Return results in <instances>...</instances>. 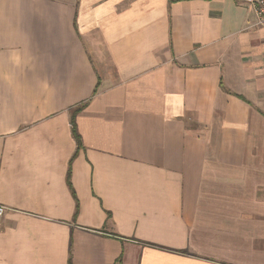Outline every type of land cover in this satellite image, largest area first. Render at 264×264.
<instances>
[{"label": "crops", "instance_id": "obj_1", "mask_svg": "<svg viewBox=\"0 0 264 264\" xmlns=\"http://www.w3.org/2000/svg\"><path fill=\"white\" fill-rule=\"evenodd\" d=\"M255 21L238 0H0V264H264Z\"/></svg>", "mask_w": 264, "mask_h": 264}, {"label": "built area", "instance_id": "obj_2", "mask_svg": "<svg viewBox=\"0 0 264 264\" xmlns=\"http://www.w3.org/2000/svg\"><path fill=\"white\" fill-rule=\"evenodd\" d=\"M250 8L255 15L254 26L258 29H264V0H238ZM7 208L0 204V228Z\"/></svg>", "mask_w": 264, "mask_h": 264}, {"label": "trees", "instance_id": "obj_3", "mask_svg": "<svg viewBox=\"0 0 264 264\" xmlns=\"http://www.w3.org/2000/svg\"><path fill=\"white\" fill-rule=\"evenodd\" d=\"M80 110H81L80 108L74 110L73 111V115H72V119H71L72 134H73L74 139L76 140L78 151L82 148L81 137H80V134L78 132L77 125H76V115L80 112ZM72 161L70 163V168H69L68 175H67V182H68V185H69V187L71 189H72V186H71V181L70 180H71V174H72V172H71V164H72ZM77 212H78V209H77ZM69 264H71V259L69 260Z\"/></svg>", "mask_w": 264, "mask_h": 264}]
</instances>
